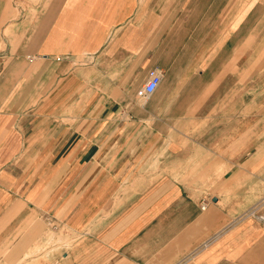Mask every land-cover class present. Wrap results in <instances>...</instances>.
Instances as JSON below:
<instances>
[{
  "label": "crops",
  "instance_id": "crops-1",
  "mask_svg": "<svg viewBox=\"0 0 264 264\" xmlns=\"http://www.w3.org/2000/svg\"><path fill=\"white\" fill-rule=\"evenodd\" d=\"M262 216L264 0H0V264H264Z\"/></svg>",
  "mask_w": 264,
  "mask_h": 264
},
{
  "label": "built area",
  "instance_id": "built-area-1",
  "mask_svg": "<svg viewBox=\"0 0 264 264\" xmlns=\"http://www.w3.org/2000/svg\"><path fill=\"white\" fill-rule=\"evenodd\" d=\"M162 79V73L158 68L151 69L149 73V79L148 81L142 85L138 90V96L143 99H148L158 88L160 82ZM206 205H203V208H205ZM252 214L256 213V207H254L251 210ZM263 226H264V216L261 217Z\"/></svg>",
  "mask_w": 264,
  "mask_h": 264
},
{
  "label": "rangeland",
  "instance_id": "rangeland-1",
  "mask_svg": "<svg viewBox=\"0 0 264 264\" xmlns=\"http://www.w3.org/2000/svg\"><path fill=\"white\" fill-rule=\"evenodd\" d=\"M255 23L254 22H249V27L251 26V25H254Z\"/></svg>",
  "mask_w": 264,
  "mask_h": 264
}]
</instances>
